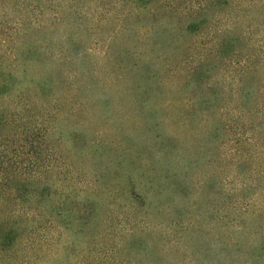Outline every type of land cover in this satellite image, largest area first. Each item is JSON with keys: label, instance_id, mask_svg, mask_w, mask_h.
<instances>
[{"label": "rangeland", "instance_id": "374dc122", "mask_svg": "<svg viewBox=\"0 0 264 264\" xmlns=\"http://www.w3.org/2000/svg\"><path fill=\"white\" fill-rule=\"evenodd\" d=\"M58 1L0 0V60L22 41L39 59L22 109L0 93V264H264V179L235 165L211 89L185 82L208 34L167 35L178 19L149 4ZM232 4L238 42L264 51V0ZM223 65L205 81L229 94ZM46 70L42 92L28 79ZM246 80L263 85L264 68ZM259 191L260 214L237 218Z\"/></svg>", "mask_w": 264, "mask_h": 264}, {"label": "trees", "instance_id": "16d2710c", "mask_svg": "<svg viewBox=\"0 0 264 264\" xmlns=\"http://www.w3.org/2000/svg\"><path fill=\"white\" fill-rule=\"evenodd\" d=\"M53 8L59 5L58 0H45ZM105 0H99L98 7ZM112 1V0H110ZM138 6L147 7L152 17L159 11L169 17L177 18L176 25L166 27L163 32L171 36L176 31L185 34H208L209 46H206L202 55L194 60V66L186 74V83L195 79L198 85L203 89H211L203 102H210L218 111L220 121L224 124L228 122V127L232 129L233 143L232 154L235 158V165L241 163H251L256 165L249 176L252 177L249 185L258 186L259 180L264 179V84L259 86L251 85L250 80H246L254 71L264 68V51H256L250 44H240L248 31H242L240 35L234 34L238 24V18L233 17L232 9L238 6L232 4V0H126ZM41 3V0H37ZM114 5L109 10V2L106 13H116L120 0H113ZM154 4L159 5V10L152 9ZM37 9L38 13H42L45 6L36 3L32 6ZM228 11L225 12L224 10ZM231 11V12H230ZM240 13V12H239ZM122 17H118L121 20ZM184 19V20H183ZM39 24L36 27L39 28ZM162 29L155 30L156 35ZM239 41V42H238ZM22 41L21 61L14 53H6L2 55L0 60V93L10 94L17 91L13 97L15 105L18 109H22L21 102L27 98L26 87L21 86L22 77H27L31 73V69L37 67V52L35 47L25 44ZM214 58L212 65L208 59ZM3 62H8L7 68L3 66ZM217 64H224L226 70L231 74L234 82H230L231 91L226 94L225 88L219 84L214 85L212 82L205 81L208 72ZM17 68V70H16ZM47 71V70H46ZM16 72L20 73L18 77ZM41 79L29 77V81L42 92H48L52 88V82L55 80L51 75L52 72L47 71ZM155 74L149 73V83L154 81ZM213 84V85H212ZM219 85V86H218ZM150 86V85H149ZM27 90H29L27 88ZM27 102V100H25ZM228 117V118H227ZM1 121L14 123L9 116H2ZM248 175V174H247ZM260 191L256 196L249 197L241 207L237 204L233 205L238 210L237 218H243L248 215H259L260 206L258 203ZM263 201V200H262ZM245 227L235 220L234 230L240 231ZM240 249V246H236ZM264 252V241L261 243ZM259 259V257H256Z\"/></svg>", "mask_w": 264, "mask_h": 264}]
</instances>
